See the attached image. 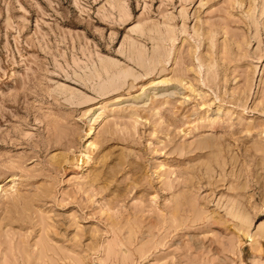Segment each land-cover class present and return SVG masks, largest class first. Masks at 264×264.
I'll use <instances>...</instances> for the list:
<instances>
[{"label": "rangeland", "instance_id": "rangeland-1", "mask_svg": "<svg viewBox=\"0 0 264 264\" xmlns=\"http://www.w3.org/2000/svg\"><path fill=\"white\" fill-rule=\"evenodd\" d=\"M0 264H264V0H0Z\"/></svg>", "mask_w": 264, "mask_h": 264}, {"label": "bare ground", "instance_id": "bare-ground-1", "mask_svg": "<svg viewBox=\"0 0 264 264\" xmlns=\"http://www.w3.org/2000/svg\"><path fill=\"white\" fill-rule=\"evenodd\" d=\"M90 130H91V129H90ZM89 133H90V132H89ZM89 133H88V134H89Z\"/></svg>", "mask_w": 264, "mask_h": 264}]
</instances>
